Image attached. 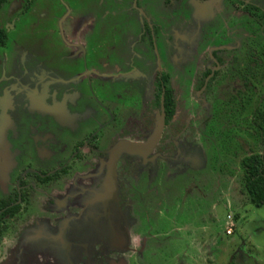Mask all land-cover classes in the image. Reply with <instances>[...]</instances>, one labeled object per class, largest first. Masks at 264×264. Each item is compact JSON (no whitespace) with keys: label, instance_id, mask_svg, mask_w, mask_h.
Here are the masks:
<instances>
[{"label":"flooded vegetation","instance_id":"1","mask_svg":"<svg viewBox=\"0 0 264 264\" xmlns=\"http://www.w3.org/2000/svg\"><path fill=\"white\" fill-rule=\"evenodd\" d=\"M36 1L5 0L0 4V13L5 12L8 18L23 20L26 14L35 11ZM132 1L128 2L125 24L137 26L135 38L127 41L129 50L130 47L136 48V54L130 57L133 62L117 57L108 63L98 57L99 61L92 65L83 63L88 68L80 72H77V64L85 61V46L96 32V23L103 24L104 15L99 17V14L95 16L92 12L76 11L69 16L68 19L75 24L64 40L66 53L63 57L74 67L56 66V73H51L47 66L42 68L43 64L31 54L28 55V63H22L26 68L22 67V72L17 73L20 59L13 57V50L20 48L18 44L10 43H16L20 32L11 22L0 24L4 32L0 48L7 49L9 56L13 57L10 71L15 72L0 82L5 84L0 86V130L3 132L0 135V156L3 158L6 155L13 161L5 177L4 187L0 185V204L4 205L0 210V248L11 224L18 221L17 217L32 202L44 214L53 211L51 205L58 204L57 196L58 199H68L62 209L56 210L53 219H59L64 210L74 207L82 178L88 179L90 183L98 181L96 167L100 159L107 157L109 148L115 147L120 141H147L154 130L157 115L161 116L160 134L155 139L159 146L169 136L188 129L189 122L177 126L174 122L179 101L183 107H187V113L193 119L197 115L201 117V141L211 145L209 155H217L215 145L218 140L212 143L204 138L206 126L215 122V106L220 108V120L232 123L231 141L235 140L236 131L244 128L253 140L264 142V0H147L148 4L145 2L143 5H138V0ZM213 2L214 10L209 6L207 10L206 5ZM199 7H202L201 13L206 12V18L198 30L197 47L202 54L199 57L206 63L198 59L193 72V63L187 59L176 70V56H173L176 55V42L182 44L187 40L186 34L181 37L177 33L192 29L196 17L194 13ZM81 16L90 17L93 22L87 27V22L79 20ZM120 28H123L122 22ZM97 33L102 34L99 29ZM158 34L159 37H156ZM103 41L101 39L98 43L102 44ZM157 42L169 47L164 59L156 49ZM140 45L148 46L153 60L142 72H137L135 60H139L137 54ZM197 62H200V71L196 74L199 68ZM124 66H127L126 70ZM185 71L190 74L192 85L184 97L181 88L178 93L174 84L175 80H182ZM44 72L53 76L52 82L47 83L41 78ZM132 79H135L139 90L134 105L126 107L127 99L131 96L128 97V93ZM115 80L122 82L124 87L118 94L107 96L103 84ZM157 80L159 90L156 88ZM215 84L218 86L212 89ZM165 86L169 88L173 101V114L169 119H166L163 106ZM213 90L221 101L211 98ZM192 92L195 93L194 100L189 98ZM199 95L202 96L201 100L198 99ZM193 104L198 106L201 113L198 109L195 112L190 110ZM240 122L248 124L240 127ZM252 154L264 157V154L257 152L244 156ZM121 162L124 172H121V176L128 178V182L125 187H118V196L121 200L129 201L136 217L141 220L140 231L150 240L154 239L157 228L155 225L149 229L153 226L152 218L160 216L166 219L178 182L184 183L178 189L181 191L182 206L193 196L197 200L204 199L202 191L199 193L203 187V174L198 169H190L170 179L164 164H158L159 167L148 175L138 166L130 169L132 159L129 157L121 158ZM129 169L132 176L126 174ZM38 187L48 189L42 191L47 198L34 200L32 192L39 190ZM62 193L65 194L60 195ZM46 201H50L47 207ZM15 208L16 211L12 212ZM35 223V227L39 225L37 221ZM18 226L17 235L6 246L7 254L13 250L15 241L31 228L24 222H19ZM144 239L141 250L146 254L145 245L148 241ZM140 258L142 255H139ZM108 264L115 263L110 261Z\"/></svg>","mask_w":264,"mask_h":264},{"label":"rangeland","instance_id":"2","mask_svg":"<svg viewBox=\"0 0 264 264\" xmlns=\"http://www.w3.org/2000/svg\"><path fill=\"white\" fill-rule=\"evenodd\" d=\"M131 1L37 0L34 5L35 11L26 14L23 20L16 17L8 18L5 12L0 13V24L5 21L11 22L20 32L16 43H10L18 44L21 49L13 50V57L20 59L17 73L22 72V67L26 68L22 63H28L29 54L43 64L42 68L47 66L51 73H56V66L74 67L73 63L63 57L66 53L63 43L71 26L75 24L68 18L76 11L92 12L95 16L99 14V17L104 15L103 24L96 23V32L91 35L90 42L85 46V61L78 62L77 72L83 71L85 67L88 68L84 64L92 65L91 63L98 62V57L107 60L108 63L117 57L133 62L130 57L136 54V48L130 47L129 50L127 41L135 38L137 26L125 24L128 2L132 3ZM145 2L147 0H138V5H143ZM206 6L207 10L208 6L214 10V2ZM201 8H197L194 13L196 17L192 29L186 33H177V36L181 37L186 34L187 40L182 44L176 42V55H173L176 56V60L174 59L176 70L179 69L182 61L190 59L195 72L196 61L201 59L197 37L199 27L206 18V12L201 13ZM79 20L87 22V27L93 22V19L87 16H81ZM121 22L123 28H120ZM98 29L102 34L97 33ZM82 36L83 33L81 38ZM156 37H159V34ZM101 39L104 41L99 44ZM156 49L159 56L164 59L169 47L157 42ZM203 56L206 58V53ZM13 57L9 56L7 49L0 48V77L3 75L0 82H4L8 74L15 73L10 71L13 68ZM137 58L139 60H135V71L142 72V69L147 68L153 60L152 52L147 45H140ZM197 66H200V62H197ZM123 69L126 70L127 66ZM199 71L200 67L196 70V74ZM37 76L40 77V74ZM41 78L50 83L53 76L44 72ZM3 85L5 84H0ZM174 85L178 93L181 88L185 97L192 85L190 74L185 71L182 80H175ZM216 86L218 85H213L212 89H216ZM123 87L124 84L118 80L103 84L107 96L118 94ZM138 90L135 79H132L128 93V97L131 96L127 99L126 107L134 105ZM194 96L195 93L192 92L189 98L194 100ZM201 98L202 96L199 95L198 99ZM211 98L219 100L216 91L213 90ZM197 109L201 113L198 106L193 104L190 107L194 112ZM58 112H60L59 108ZM213 115L215 122L206 126L204 138L212 143L218 140V144L215 145L216 156L209 155L211 146L209 142L206 144L205 141H201V117L197 115L193 119L188 115L187 107H183L179 101L174 122L176 126L189 122L188 129L175 136H169V139L159 146V143H155V139L160 134L161 116L157 115L154 130L147 141L141 143L120 141L115 147L109 148L107 159H100L96 167L95 174L99 177L98 181L93 180L90 183L88 179L82 178L77 189L78 194L75 195L82 200L77 198V204L64 210V214L60 215L59 219H53L54 213L62 209L68 199H58L57 196L58 204L51 205L53 211L44 214L32 202V205L17 217L18 221L11 224L8 234L3 238L0 264H108L110 261L115 264H229L230 262L264 264V205L255 207L250 203L241 182L239 166L240 159L246 154L253 152L264 154V142L258 143L253 140L244 128H239L235 140L231 141L232 123L220 120V108L217 106L213 109ZM240 124V127H244L248 123L240 122ZM1 133L3 134L0 130V135ZM107 139L108 136L105 140ZM0 142H2L1 138ZM124 143L129 145L116 154L118 146ZM126 157L132 159L130 169L138 166V169L148 175L159 167L158 164H164L168 170L167 177L170 179L190 169H198L197 171L203 174V187L200 188L199 193L202 191L204 199L197 200L193 196L182 206L181 191L178 189L184 183L178 182L172 194V206L169 214L167 213L168 216L166 219L153 216V226L149 229L156 225V234L153 240L148 239L140 231L141 220L136 217L129 201L121 200L118 196V187H125L128 182V178L121 176V158ZM0 165L3 168L0 170V185L4 187V182L7 180L5 177L13 166V161L6 155L3 158L0 156ZM130 169L126 174L132 176ZM39 190L32 192L36 201L42 197L47 198L42 191L48 189L39 188ZM49 198L52 199L51 196ZM49 203L50 201H46L45 207ZM36 221L39 225L35 227ZM19 222H24L31 228L15 241L10 255L6 253V246L11 244L17 235ZM228 226L233 230L230 236L225 235ZM166 229V232H162ZM143 239L148 241L145 245L146 254L141 250ZM139 255H142V258L139 259Z\"/></svg>","mask_w":264,"mask_h":264},{"label":"trees","instance_id":"3","mask_svg":"<svg viewBox=\"0 0 264 264\" xmlns=\"http://www.w3.org/2000/svg\"><path fill=\"white\" fill-rule=\"evenodd\" d=\"M5 0H0V4ZM4 32L0 29V42L3 43ZM157 90L160 89L159 82L157 80L156 84ZM165 88L164 95V112L166 119H169L173 114V101L172 95L167 86ZM158 99V96H157ZM241 168V182L243 188L249 198V201L255 207H261L264 205V157L257 154H252L249 156H244L240 160ZM3 204H0V210L3 208ZM17 208L13 209L12 212H15ZM229 264H235L230 262Z\"/></svg>","mask_w":264,"mask_h":264},{"label":"built area","instance_id":"4","mask_svg":"<svg viewBox=\"0 0 264 264\" xmlns=\"http://www.w3.org/2000/svg\"><path fill=\"white\" fill-rule=\"evenodd\" d=\"M232 233H233L232 228H231L230 226H228V227L225 229V235L230 236Z\"/></svg>","mask_w":264,"mask_h":264},{"label":"water","instance_id":"5","mask_svg":"<svg viewBox=\"0 0 264 264\" xmlns=\"http://www.w3.org/2000/svg\"><path fill=\"white\" fill-rule=\"evenodd\" d=\"M126 146H127L126 144H122L121 146H119L118 149H117V153H118L121 149H123L124 147H126Z\"/></svg>","mask_w":264,"mask_h":264}]
</instances>
